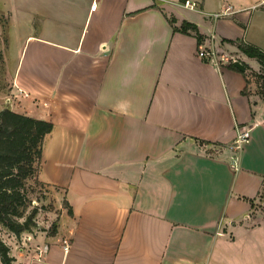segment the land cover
<instances>
[{
  "label": "crops",
  "instance_id": "obj_1",
  "mask_svg": "<svg viewBox=\"0 0 264 264\" xmlns=\"http://www.w3.org/2000/svg\"><path fill=\"white\" fill-rule=\"evenodd\" d=\"M184 22L245 71L201 60ZM240 43L264 52V0H0V111L53 125L37 180L71 210L24 264H264V103L247 74L264 73Z\"/></svg>",
  "mask_w": 264,
  "mask_h": 264
},
{
  "label": "trees",
  "instance_id": "obj_2",
  "mask_svg": "<svg viewBox=\"0 0 264 264\" xmlns=\"http://www.w3.org/2000/svg\"><path fill=\"white\" fill-rule=\"evenodd\" d=\"M169 22L172 25L174 19H169ZM179 31H191L195 33L197 44L200 46L203 43L204 39L197 33L194 25L184 22ZM237 48L243 55L255 60L264 73L263 51L242 43ZM261 78L264 81L263 75ZM52 129L53 125L49 122L8 109L0 111V227L16 237L31 232L35 227L37 210L30 209L32 201L29 198L27 182L31 178L38 182L37 172L43 139ZM67 209L68 215H71L70 208ZM13 262L8 246L0 237V264Z\"/></svg>",
  "mask_w": 264,
  "mask_h": 264
},
{
  "label": "rangeland",
  "instance_id": "obj_3",
  "mask_svg": "<svg viewBox=\"0 0 264 264\" xmlns=\"http://www.w3.org/2000/svg\"><path fill=\"white\" fill-rule=\"evenodd\" d=\"M220 16H222V13ZM218 46L229 58H235L231 52L223 49L220 45ZM248 72L247 74H249L255 84V95L260 103V100L264 103V81L261 78V72L251 69ZM8 86L5 63H3L0 55V106H8L4 104L7 103V99L10 100ZM27 188L29 198L32 201L30 209L36 208L37 210L34 218L35 227L32 228L31 232L22 233L18 237L0 227V237L8 246L10 256L14 259L12 264H24L21 255L24 256L31 250L35 252V248L39 247L38 244L41 240L55 236L63 219V215L65 216L68 210L65 198L59 190L49 188L33 180V178L27 182ZM251 219L254 225L264 222V191L261 192L258 202L254 205Z\"/></svg>",
  "mask_w": 264,
  "mask_h": 264
},
{
  "label": "built area",
  "instance_id": "obj_4",
  "mask_svg": "<svg viewBox=\"0 0 264 264\" xmlns=\"http://www.w3.org/2000/svg\"><path fill=\"white\" fill-rule=\"evenodd\" d=\"M162 3L166 2V0H159ZM184 7L187 8H195L196 5L194 3H191L189 1H185L183 3ZM91 10L94 11L95 10V2L92 4ZM230 14L231 10L230 8L225 9L224 14ZM214 18H219L220 15L216 14L213 16ZM219 42L215 40L214 36H210L209 38V42L208 45H204V43H202L199 46L198 52H197V56L201 59L206 61L209 64H213L216 68H219L221 66V64L224 63H230L233 64L235 61H238L235 58H229L223 51L222 49L220 50L219 48ZM249 140V130H239L238 135L236 136V138L233 140L230 149H232L235 152H238L241 150V148L248 142ZM62 247L64 252H67L70 246V242L69 239H63L62 240ZM38 255H42L41 250L37 251Z\"/></svg>",
  "mask_w": 264,
  "mask_h": 264
},
{
  "label": "water",
  "instance_id": "obj_5",
  "mask_svg": "<svg viewBox=\"0 0 264 264\" xmlns=\"http://www.w3.org/2000/svg\"><path fill=\"white\" fill-rule=\"evenodd\" d=\"M233 66H234V68H236L238 71H240V72H244L245 71V67H244V65L243 64H241L239 61H235L234 63H233Z\"/></svg>",
  "mask_w": 264,
  "mask_h": 264
}]
</instances>
